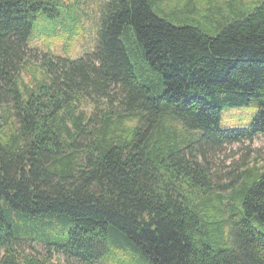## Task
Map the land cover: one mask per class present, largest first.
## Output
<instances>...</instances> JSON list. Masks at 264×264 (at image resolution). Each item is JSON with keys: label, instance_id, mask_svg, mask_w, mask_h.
Here are the masks:
<instances>
[{"label": "trees", "instance_id": "obj_1", "mask_svg": "<svg viewBox=\"0 0 264 264\" xmlns=\"http://www.w3.org/2000/svg\"><path fill=\"white\" fill-rule=\"evenodd\" d=\"M222 3L106 0L88 28L80 0H0V264H264V165L219 184L208 160L264 136V0Z\"/></svg>", "mask_w": 264, "mask_h": 264}, {"label": "rangeland", "instance_id": "obj_2", "mask_svg": "<svg viewBox=\"0 0 264 264\" xmlns=\"http://www.w3.org/2000/svg\"><path fill=\"white\" fill-rule=\"evenodd\" d=\"M82 5L86 6L84 9L87 13L89 12L91 16V22H87L88 28L94 27L97 22L98 6L106 0H80ZM222 1L217 0L221 8L223 7ZM246 3L250 0H243ZM165 7V6H164ZM169 8V7H168ZM167 8V9H168ZM95 38V30L91 32L82 33L79 37L72 39L70 41H65L62 38H49V48L51 53L58 56H71V57H81L85 56L86 52H89L92 48ZM45 38L41 37L32 43V50L30 52V60L33 65H38L39 59L41 58L40 52H46L48 50L46 46ZM69 44V45H68ZM63 49H66L65 52ZM26 82H28V77L24 76ZM90 107H88V110ZM258 107L256 105L242 106V107H225L221 110V121L220 127L223 129L241 128L246 127L251 124L252 119L257 115ZM1 114V121L3 122L4 129L11 130V119L8 116V111ZM208 160L213 172L220 175L218 179L219 184H223L226 178L229 176L228 173L236 168L241 167V169L251 168L252 166H262L264 165V136H255L251 141L243 140L240 142H234L224 145L214 154H208ZM33 246L41 254L44 253V247L41 243H33ZM22 249L27 252H32L31 247L28 244L23 243ZM2 251H0V256ZM53 264H68L71 261H66L62 255L52 256L50 259ZM124 261V262H123ZM108 264H129L128 260H122L115 258Z\"/></svg>", "mask_w": 264, "mask_h": 264}]
</instances>
